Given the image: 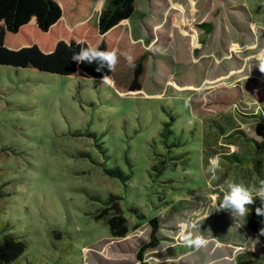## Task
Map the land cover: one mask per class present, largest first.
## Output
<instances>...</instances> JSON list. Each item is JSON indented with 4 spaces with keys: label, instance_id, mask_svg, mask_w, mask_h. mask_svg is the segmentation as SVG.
Instances as JSON below:
<instances>
[{
    "label": "rangeland",
    "instance_id": "1",
    "mask_svg": "<svg viewBox=\"0 0 264 264\" xmlns=\"http://www.w3.org/2000/svg\"><path fill=\"white\" fill-rule=\"evenodd\" d=\"M57 1L97 35L104 0ZM106 40L149 53L142 90L0 65V239L27 243L11 264H264L245 216L219 208L228 183L264 180V0H136ZM154 216L161 242L140 260ZM188 232L207 244L186 246Z\"/></svg>",
    "mask_w": 264,
    "mask_h": 264
},
{
    "label": "trees",
    "instance_id": "2",
    "mask_svg": "<svg viewBox=\"0 0 264 264\" xmlns=\"http://www.w3.org/2000/svg\"><path fill=\"white\" fill-rule=\"evenodd\" d=\"M73 1L81 6H88L90 3V0ZM135 4L136 0H104L98 15L97 35L93 38L88 29L83 33L80 32L85 26L82 21L85 20L69 21L61 3L57 0H0V65L66 77L110 80L121 92L142 90L149 71L150 59L147 51L131 62L116 51L118 61L112 70L104 67L97 71L95 62L89 64L71 60L72 54L78 52L81 46L109 50L107 33L133 15ZM255 118L264 121L263 106ZM263 121L257 123L262 124ZM169 134L170 128L167 124L162 136L167 138ZM261 135L264 138V131ZM260 147L263 148L264 143ZM217 154L231 162H240L239 153L231 155L222 151ZM254 166L255 170L259 169L255 163ZM106 173L124 178L119 170H106ZM118 199H120L118 196L111 195L107 201V204L115 210V215L109 218L108 223L113 224V221L122 218L123 212L119 207ZM260 203L259 198H254L252 206L245 214V225L250 232L264 241V216L255 211L256 207L261 206ZM139 217L144 216L139 215ZM149 223L152 232L149 240L143 243L138 252L140 260H143L144 253L148 249L158 246L161 242L158 236L160 217L154 216ZM112 231L116 233L114 228ZM26 248L25 241L17 240L11 235L4 236L0 239V264L13 263L22 256ZM141 264L152 263L142 261ZM232 264H256V262L253 259H238Z\"/></svg>",
    "mask_w": 264,
    "mask_h": 264
},
{
    "label": "clouds",
    "instance_id": "3",
    "mask_svg": "<svg viewBox=\"0 0 264 264\" xmlns=\"http://www.w3.org/2000/svg\"><path fill=\"white\" fill-rule=\"evenodd\" d=\"M86 22V20L82 21V23ZM127 59L131 62L132 57L129 56ZM256 59L258 61L257 67L261 71H264V50L257 53ZM71 60L77 63L87 62L91 64L95 62L97 71H100L104 67L112 70L118 61V57L115 50H102L92 46H81L78 52L72 54ZM213 178L215 177L213 176ZM254 198H259L261 202V206L255 209L256 213L264 216V180L260 181L259 186H248L239 182L228 183L220 201L219 208L228 209L233 214L245 216L249 211L248 206L254 202ZM183 226L185 228H191L194 224L191 220H187ZM181 239L186 246L195 249H199L207 244L206 238L202 235L193 236L191 232L182 234Z\"/></svg>",
    "mask_w": 264,
    "mask_h": 264
},
{
    "label": "crops",
    "instance_id": "4",
    "mask_svg": "<svg viewBox=\"0 0 264 264\" xmlns=\"http://www.w3.org/2000/svg\"><path fill=\"white\" fill-rule=\"evenodd\" d=\"M125 22V21H124Z\"/></svg>",
    "mask_w": 264,
    "mask_h": 264
}]
</instances>
